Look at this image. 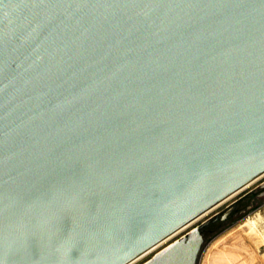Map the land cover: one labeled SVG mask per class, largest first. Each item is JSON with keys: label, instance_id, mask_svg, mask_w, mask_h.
I'll use <instances>...</instances> for the list:
<instances>
[{"label": "water", "instance_id": "1", "mask_svg": "<svg viewBox=\"0 0 264 264\" xmlns=\"http://www.w3.org/2000/svg\"><path fill=\"white\" fill-rule=\"evenodd\" d=\"M263 175L264 0H0V264H127Z\"/></svg>", "mask_w": 264, "mask_h": 264}, {"label": "rangeland", "instance_id": "2", "mask_svg": "<svg viewBox=\"0 0 264 264\" xmlns=\"http://www.w3.org/2000/svg\"><path fill=\"white\" fill-rule=\"evenodd\" d=\"M250 191L226 220L205 228L198 264H264V175L170 235L166 241L131 264L144 263L157 251L203 220L225 210L234 200Z\"/></svg>", "mask_w": 264, "mask_h": 264}, {"label": "bare ground", "instance_id": "3", "mask_svg": "<svg viewBox=\"0 0 264 264\" xmlns=\"http://www.w3.org/2000/svg\"><path fill=\"white\" fill-rule=\"evenodd\" d=\"M174 234V233H173ZM172 234V235H173ZM171 237V236H170ZM169 237L165 238L164 240H162L160 243H158L157 245H155L154 247H152L151 249H149L147 252H145L144 254L140 255L139 257L135 258L134 260L130 261L127 264H131L132 262H134L135 260L141 258L142 256H144L145 254L149 253L150 251H152L154 248H156L158 245H160L161 243H163L164 241H166Z\"/></svg>", "mask_w": 264, "mask_h": 264}]
</instances>
